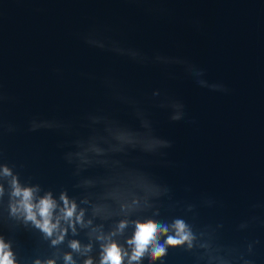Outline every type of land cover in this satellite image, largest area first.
<instances>
[{
	"label": "water",
	"instance_id": "water-1",
	"mask_svg": "<svg viewBox=\"0 0 264 264\" xmlns=\"http://www.w3.org/2000/svg\"><path fill=\"white\" fill-rule=\"evenodd\" d=\"M13 176L83 226L53 245ZM0 186L16 264H100L101 235L130 256L148 219L193 239L140 264H264V0H0Z\"/></svg>",
	"mask_w": 264,
	"mask_h": 264
},
{
	"label": "clouds",
	"instance_id": "clouds-1",
	"mask_svg": "<svg viewBox=\"0 0 264 264\" xmlns=\"http://www.w3.org/2000/svg\"><path fill=\"white\" fill-rule=\"evenodd\" d=\"M109 50L122 52V49L118 47ZM3 175L12 176V172L9 168L4 167ZM11 187V196L15 198L14 203L11 205L12 214H21L25 221H31L48 237H52L59 232L56 239L52 240L53 245L61 242L67 231V229L61 228V220L66 221L73 232H75L76 223H80L83 226V210L77 212L76 203L70 200L66 194H61L60 200L63 202V206L59 207L50 192L37 200L35 193L38 191V188L22 187L14 176L11 180ZM2 193L3 187L0 186V194ZM58 207L59 215H54ZM134 223V234L127 241L132 246L130 256H128V253L117 242L102 235L97 237L99 240L109 241L101 245L102 254L100 264H122L124 256H128V264H133V262L140 264L142 258L149 252L152 261L163 257L166 254V246H178L188 243L189 247H191L193 236L183 220L178 219L171 225V230L174 232V235L168 234L170 230L169 226L152 219L145 221L137 220ZM127 224V220H121L117 231H122ZM161 236L167 237L163 245L158 242ZM70 247L75 251H79L81 246L78 241L73 240L71 241ZM90 247L89 245L84 250L88 251ZM64 259L65 264H75L70 253L66 254ZM0 264H16L10 245L5 243L2 238H0ZM35 264H41V261L36 260ZM46 264H55V262L48 260ZM85 264H93V261L88 259L85 261Z\"/></svg>",
	"mask_w": 264,
	"mask_h": 264
}]
</instances>
